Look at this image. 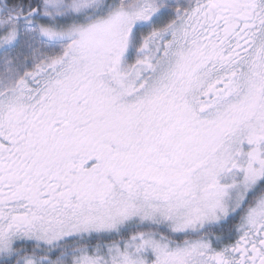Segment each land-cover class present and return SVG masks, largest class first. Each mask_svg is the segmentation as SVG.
Segmentation results:
<instances>
[{
	"label": "snow or ice",
	"instance_id": "snow-or-ice-1",
	"mask_svg": "<svg viewBox=\"0 0 264 264\" xmlns=\"http://www.w3.org/2000/svg\"><path fill=\"white\" fill-rule=\"evenodd\" d=\"M0 264H264V0H0Z\"/></svg>",
	"mask_w": 264,
	"mask_h": 264
}]
</instances>
